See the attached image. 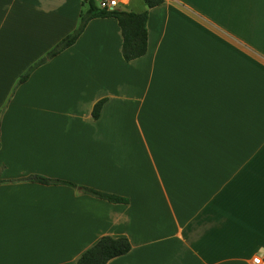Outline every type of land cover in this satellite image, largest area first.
I'll return each mask as SVG.
<instances>
[{
  "label": "crops",
  "instance_id": "0c3cea01",
  "mask_svg": "<svg viewBox=\"0 0 264 264\" xmlns=\"http://www.w3.org/2000/svg\"><path fill=\"white\" fill-rule=\"evenodd\" d=\"M132 1L119 7L147 8ZM82 9L0 0V264H76L104 235L131 243L109 264H252L264 255V0H163L130 61L116 18H92L18 84Z\"/></svg>",
  "mask_w": 264,
  "mask_h": 264
},
{
  "label": "trees",
  "instance_id": "16d2710c",
  "mask_svg": "<svg viewBox=\"0 0 264 264\" xmlns=\"http://www.w3.org/2000/svg\"><path fill=\"white\" fill-rule=\"evenodd\" d=\"M163 0H144L147 8L140 12H135L125 8L117 7L114 9H102L98 7L95 0H84V9L80 12L76 28L64 36L52 49L44 56L32 64L19 78L18 84L25 81L31 71L47 62L49 59L72 45L84 30L87 23L95 17L112 16L116 18L122 35L121 53L126 61L141 57L147 51V17L148 8L160 4ZM106 98H101L92 108V116L98 118L101 107ZM28 180L37 181L43 184H65L78 188V185L61 179L48 178L42 175H31ZM84 193L107 199L115 203H127L128 199L106 192H101L94 188L81 186ZM131 248L129 239L125 236L112 237L109 235L101 236L93 245L87 248L77 259L76 264H109L108 261L116 256L127 253Z\"/></svg>",
  "mask_w": 264,
  "mask_h": 264
},
{
  "label": "built area",
  "instance_id": "2783aa9c",
  "mask_svg": "<svg viewBox=\"0 0 264 264\" xmlns=\"http://www.w3.org/2000/svg\"><path fill=\"white\" fill-rule=\"evenodd\" d=\"M98 7L102 9H114L126 4L128 0H95ZM252 264H264V255L256 254L252 257Z\"/></svg>",
  "mask_w": 264,
  "mask_h": 264
},
{
  "label": "rangeland",
  "instance_id": "374dc122",
  "mask_svg": "<svg viewBox=\"0 0 264 264\" xmlns=\"http://www.w3.org/2000/svg\"><path fill=\"white\" fill-rule=\"evenodd\" d=\"M136 2H138V0H133L132 1L133 4H136ZM140 2H141V0H140Z\"/></svg>",
  "mask_w": 264,
  "mask_h": 264
}]
</instances>
